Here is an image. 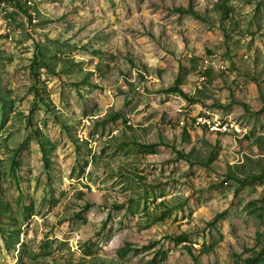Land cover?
<instances>
[{
	"label": "rangeland",
	"instance_id": "374dc122",
	"mask_svg": "<svg viewBox=\"0 0 264 264\" xmlns=\"http://www.w3.org/2000/svg\"><path fill=\"white\" fill-rule=\"evenodd\" d=\"M14 1L0 0V264L261 252L264 0Z\"/></svg>",
	"mask_w": 264,
	"mask_h": 264
},
{
	"label": "trees",
	"instance_id": "16d2710c",
	"mask_svg": "<svg viewBox=\"0 0 264 264\" xmlns=\"http://www.w3.org/2000/svg\"><path fill=\"white\" fill-rule=\"evenodd\" d=\"M12 1L15 2L14 0H12ZM15 3L18 4V2H15ZM169 92L179 94L180 96H182L185 99H190L178 88L177 84H174V86L169 90ZM190 101H193V100L190 99ZM177 159L178 160H186V157L184 155L178 154ZM261 202H262L263 208H264V197L261 199ZM263 255H264V248L261 252L253 254V256L247 260V264L259 263V261L263 257Z\"/></svg>",
	"mask_w": 264,
	"mask_h": 264
},
{
	"label": "built area",
	"instance_id": "2783aa9c",
	"mask_svg": "<svg viewBox=\"0 0 264 264\" xmlns=\"http://www.w3.org/2000/svg\"><path fill=\"white\" fill-rule=\"evenodd\" d=\"M199 121L202 125L209 128L210 131H218L219 133H227V132H230L232 128H234L233 125H228V124H220V123L213 124L211 123V121L203 119V118H200Z\"/></svg>",
	"mask_w": 264,
	"mask_h": 264
},
{
	"label": "bare ground",
	"instance_id": "6f19581e",
	"mask_svg": "<svg viewBox=\"0 0 264 264\" xmlns=\"http://www.w3.org/2000/svg\"><path fill=\"white\" fill-rule=\"evenodd\" d=\"M107 242H108V229H107V224L105 223L97 236L96 246L98 248L105 247Z\"/></svg>",
	"mask_w": 264,
	"mask_h": 264
}]
</instances>
